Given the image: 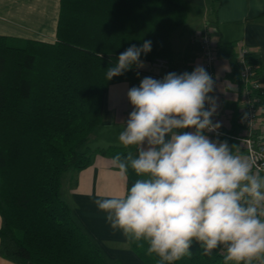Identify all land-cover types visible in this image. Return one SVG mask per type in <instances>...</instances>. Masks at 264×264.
I'll use <instances>...</instances> for the list:
<instances>
[{
  "label": "trees",
  "instance_id": "1",
  "mask_svg": "<svg viewBox=\"0 0 264 264\" xmlns=\"http://www.w3.org/2000/svg\"><path fill=\"white\" fill-rule=\"evenodd\" d=\"M180 0H61L52 44L0 37V256L14 264L108 263L100 248L78 226L61 198V180L70 170L89 166L87 142L102 121L110 85L131 80L138 69L107 81L106 70L130 45L151 41L144 63H167L180 73L185 56L171 47V35L187 18ZM195 39V37H194ZM225 50L239 82V63ZM186 66V67H185ZM262 66L260 67V71ZM135 148L110 147L103 156ZM243 153V151H241ZM244 155V153H243ZM138 177L129 171L130 188ZM143 264H159L127 237ZM175 264H224L205 255L196 242Z\"/></svg>",
  "mask_w": 264,
  "mask_h": 264
},
{
  "label": "clouds",
  "instance_id": "2",
  "mask_svg": "<svg viewBox=\"0 0 264 264\" xmlns=\"http://www.w3.org/2000/svg\"><path fill=\"white\" fill-rule=\"evenodd\" d=\"M150 51L151 41L130 45L107 68V81L143 68L140 57ZM214 88L198 66L159 80L146 76L127 91L132 110L118 139L135 152L117 154L111 164L125 182L130 170L138 178L95 203L112 229L138 247L147 244L159 264L190 255L194 242L205 255L222 248L224 264H264V176L226 141L208 137L220 127L212 120Z\"/></svg>",
  "mask_w": 264,
  "mask_h": 264
},
{
  "label": "crops",
  "instance_id": "3",
  "mask_svg": "<svg viewBox=\"0 0 264 264\" xmlns=\"http://www.w3.org/2000/svg\"><path fill=\"white\" fill-rule=\"evenodd\" d=\"M61 0H0V37L52 44L55 41ZM188 8L185 24L170 37L177 56H185L180 73H191L203 67L198 42L194 35L208 29L219 45H231L238 61L241 48L262 66L264 86V0H180ZM225 50L218 51L215 67L217 77L215 123L220 129L239 134L243 120L240 105V85L232 75ZM144 63V62H143ZM186 67V66H185ZM167 70H158L150 63L138 69L131 80L110 85L104 97L102 121L88 139L86 148L90 164L82 170H70L61 180V198L70 207L72 217L86 235L100 248L108 263L143 264L132 252L127 236L114 230L106 221L105 213L98 210L96 200L121 194L125 189L111 158L99 153L110 147H123L119 133L131 106L127 100L128 89L139 86L146 76L162 79ZM235 86L233 91L231 85ZM236 154L243 156L240 147L229 140ZM135 152V150H134ZM0 264H14L0 256Z\"/></svg>",
  "mask_w": 264,
  "mask_h": 264
},
{
  "label": "built area",
  "instance_id": "4",
  "mask_svg": "<svg viewBox=\"0 0 264 264\" xmlns=\"http://www.w3.org/2000/svg\"><path fill=\"white\" fill-rule=\"evenodd\" d=\"M203 62V68L215 81V88L210 94L216 98L217 65L216 41L211 32L204 28L194 35ZM240 105L243 110V120L239 134L225 132L218 128L215 132L207 133L211 140L220 142L222 139L236 143L245 157L252 164V171L264 176V86L261 78V65L253 61L248 51L241 48L238 55ZM152 66L158 70H166L167 63L163 60L155 61ZM207 107V105H206ZM213 120V117H212ZM213 123L214 120H213ZM221 255H225L222 248H218ZM254 264H259L258 261Z\"/></svg>",
  "mask_w": 264,
  "mask_h": 264
}]
</instances>
